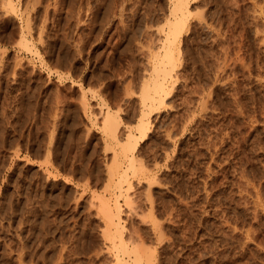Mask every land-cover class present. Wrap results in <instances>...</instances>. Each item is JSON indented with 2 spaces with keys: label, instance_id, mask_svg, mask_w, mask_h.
I'll list each match as a JSON object with an SVG mask.
<instances>
[{
  "label": "rangeland",
  "instance_id": "374dc122",
  "mask_svg": "<svg viewBox=\"0 0 264 264\" xmlns=\"http://www.w3.org/2000/svg\"><path fill=\"white\" fill-rule=\"evenodd\" d=\"M34 1L0 10V264H16L20 238L34 263L54 262L73 233L77 253L61 263L116 264L89 203L108 195L119 147L102 130L107 108L122 130L148 120L138 158L154 175L150 197L139 184L145 217L131 219L159 262L264 264V1L186 0L175 83L152 109L140 94L173 0Z\"/></svg>",
  "mask_w": 264,
  "mask_h": 264
},
{
  "label": "bare ground",
  "instance_id": "6f19581e",
  "mask_svg": "<svg viewBox=\"0 0 264 264\" xmlns=\"http://www.w3.org/2000/svg\"><path fill=\"white\" fill-rule=\"evenodd\" d=\"M34 1V0H33ZM37 1V0H36ZM50 1V0H49ZM172 1V0H171ZM190 1V0H189ZM264 1V0H262ZM15 0H0V10L2 11L1 13H3V15H5L6 13L9 12H14L16 13L17 9L15 6ZM45 2V1H44ZM33 3H36L35 1ZM39 3V2H38ZM46 3V2H45ZM50 3V2H49ZM48 3V4H49ZM172 3V2H171ZM259 3V2H258ZM257 3V4H258ZM56 1H54L53 5L55 6ZM50 5V4H49ZM57 5V4H56ZM173 6H171V10H172V18L170 16V19L167 18L168 20V27L167 29L163 30L164 31V36L160 37V42L158 46H155L158 48V50L161 47V51L158 52V55L156 54V52L152 51V56H151V61L153 62V66L151 69V73H149L148 76L149 80L147 81L146 79V83L143 86V89L141 90V101L143 102L144 105H146L145 107H149L148 109H152L153 107H155V105H157V103H159V105H162L163 101H164V96L165 94L168 95V90L167 88H169V84L168 82L175 83V79L174 82H172L173 77L177 76L176 73L178 72L177 70L175 71V68L177 67V61H178V57L175 55V51H177L176 53L179 52V46H178V37L181 29L183 30V28L185 27V22L187 19V16H190V7L187 4L186 0H173L172 3ZM37 6V5H36ZM35 6V7H36ZM262 6V4L260 5ZM26 7V5L24 6ZM34 4L32 5V10H33ZM39 7V6H38ZM50 6L47 5H43V7H41V9L45 8L46 14L47 12L49 13V11H47V8ZM57 7V6H55ZM55 7L54 11H55ZM58 8V7H57ZM37 9V7H36ZM40 9V8H39ZM262 9V8H261ZM260 9V10H261ZM18 10V9H17ZM38 10V9H37ZM36 10V11H37ZM20 11V10H19ZM25 11V10H23ZM45 11L44 15L45 16ZM31 12V11H30ZM0 13V14H1ZM40 13V12H39ZM38 13V14H39ZM51 13V11H50ZM49 13V14H50ZM53 13V11H52ZM120 13V12H119ZM11 14V13H10ZM20 14V13H18ZM43 14V13H42ZM16 15V14H15ZM34 15V14H32ZM1 16V15H0ZM21 16V14H20ZM19 16V17H20ZM26 16V15H25ZM41 16V15H40ZM47 16V15H46ZM45 16V18H46ZM52 16V15H51ZM54 16V15H53ZM258 16V15H257ZM7 17V16H5ZM27 17V16H26ZM56 17V16H55ZM44 18V19H45ZM48 18V17H47ZM53 18V17H52ZM57 18V17H56ZM261 18V17H260ZM22 19V18H21ZM25 19V18H24ZM28 19V18H27ZM43 19V20H44ZM202 19V18H201ZM26 20V19H25ZM52 21V20H51ZM26 22V21H25ZM29 20L27 21L28 24ZM43 22V21H42ZM45 22V20H44ZM43 22V23H44ZM48 22V20H47ZM53 22V21H52ZM41 23V22H40ZM42 23V24H43ZM45 24V23H44ZM43 24V26H45ZM166 26L167 23L165 22ZM164 24V25H165ZM201 24V23H200ZM2 25V24H1ZM23 25V24H22ZM29 25V24H28ZM5 26V25H4ZM26 27V26H25ZM24 28V26H23ZM29 28L30 25H29ZM28 28V29H29ZM43 28V27H41ZM40 31L42 32V29ZM264 28V27H262ZM26 29V28H25ZM25 29H21V34H20V39L18 40V42L21 41L22 45L24 47H26V49H28L29 46L27 44V42L29 40H27L26 42V38L24 34V30ZM27 29V30H28ZM32 30V29H29ZM44 32V31H43ZM42 32V33H43ZM27 33H29L27 31ZM150 33V32H148ZM259 33V32H258ZM44 34V33H43ZM47 34V33H46ZM3 35V34H2ZM31 35V34H30ZM36 35V34H35ZM42 36V34L40 35ZM27 37V36H26ZM30 37V36H29ZM45 37V36H44ZM44 37H40V39L42 38V42H46V39H43ZM47 37V36H46ZM49 37V36H48ZM159 38V37H158ZM46 40V41H45ZM157 40V41H158ZM212 41V40H211ZM214 41V40H213ZM30 42V41H29ZM41 42V43H42ZM49 42V41H48ZM261 42V41H260ZM259 42V43H260ZM33 44V43H32ZM36 44V43H35ZM262 44V43H261ZM12 45V44H11ZM64 45V44H63ZM264 45V44H262ZM153 46V45H152ZM33 47V45H32ZM36 47V46H35ZM154 47V46H153ZM152 47V48H153ZM23 48V47H22ZM151 48V49H152ZM211 48V47H210ZM209 48V49H210ZM24 49V48H23ZM25 49V50H26ZM30 49V48H29ZM28 49V51H29ZM208 49V50H209ZM236 49V48H235ZM4 50V49H3ZM34 50V49H33ZM48 50V49H47ZM15 52V51H14ZM37 52V51H36ZM210 52V50H209ZM236 53V52H235ZM37 54V53H36ZM148 54V53H147ZM154 54V55H153ZM205 54V53H204ZM180 55V54H179ZM183 55V54H182ZM30 57V56H29ZM77 57V55H76ZM149 57V56H148ZM18 58V57H17ZM242 58V57H241ZM258 59V58H257ZM241 60V59H240ZM242 61V60H241ZM240 61V62H241ZM243 62V61H242ZM205 63V62H204ZM236 63V62H235ZM264 63V62H262ZM33 64V63H32ZM248 64V63H247ZM152 65V64H151ZM225 65V64H224ZM5 66V65H4ZM24 66V65H23ZM33 66V65H32ZM257 66V65H255ZM227 67V66H226ZM244 67V66H243ZM258 67V66H257ZM178 68V67H177ZM245 68V67H244ZM247 69V68H246ZM13 70V69H12ZM150 71V70H149ZM12 72V71H10ZM175 72V73H173ZM28 73V72H27ZM182 74V73H181ZM227 74V73H226ZM60 75V74H59ZM14 76V74H13ZM191 76V75H190ZM256 76V75H254ZM246 77V76H245ZM255 78V77H254ZM185 79V78H184ZM232 79V78H231ZM14 80V79H13ZM234 80V79H233ZM255 80V79H254ZM145 81V79H144ZM225 81V80H224ZM22 82V81H21ZM185 82V81H184ZM222 82V81H221ZM186 83V82H185ZM234 83V82H233ZM24 85V84H23ZM258 85V84H257ZM172 86V85H171ZM36 87V86H34ZM185 87V86H184ZM189 87V86H188ZM246 87V86H245ZM22 89V88H21ZM203 90V89H202ZM139 91V90H138ZM185 91V90H184ZM234 91V90H233ZM32 92V91H31ZM209 92V90H208ZM59 93V92H58ZM57 93V94H58ZM207 93V92H206ZM54 94V93H53ZM209 94V93H208ZM35 95V94H34ZM210 95V94H209ZM81 96V95H80ZM227 96V95H226ZM231 96V95H229ZM6 97V96H5ZM56 97V96H55ZM54 98V97H53ZM225 98V97H224ZM83 99V98H82ZM8 100V99H7ZM38 100V99H37ZM86 100V99H84ZM60 101V100H59ZM82 101V100H81ZM141 102V103H142ZM227 102V101H226ZM170 103V102H169ZM85 104V102H84ZM230 104V103H229ZM237 104V103H236ZM41 105V104H40ZM86 105V104H85ZM102 105V104H101ZM105 105V104H104ZM103 105V106H104ZM143 105V107H144ZM17 106V105H16ZM51 106V105H50ZM54 106V105H53ZM52 106V107H53ZM81 106V105H80ZM84 106V105H83ZM165 106V105H164ZM239 106V105H238ZM5 107V106H3ZM108 107V106H107ZM117 107V106H116ZM127 107V106H126ZM152 107V108H151ZM158 107V106H157ZM230 107V106H229ZM228 107V108H229ZM262 107V106H261ZM217 108V107H216ZM237 108V107H236ZM244 108V107H243ZM47 109V108H46ZM55 109V108H54ZM61 109V108H60ZM117 109V108H116ZM142 109V108H141ZM147 109V110H148ZM162 109V108H161ZM167 109V108H166ZM5 110V109H4ZM105 111H103V117H102V130L103 133H105V137L111 139L113 142H115V146L118 145L117 149L114 150L113 153V161L110 162V164L107 166V176H106V183L105 186L103 187V192L105 190V192L108 194L106 197L102 196V198L96 199L97 201H94L93 197L90 198L91 202L89 201V203H91V205L94 207V215L96 216V218L98 217V219H100L102 221V230L101 233L103 235V238L105 240H107L108 242L106 243L107 245V249L106 251H108L113 260L116 264H163L162 262H159V258L156 254V251L153 249H151L150 247L147 248L145 246V241L142 238V236L139 233V228L137 227V224H135L132 219L131 216L136 215V217L139 215H141L143 218L145 216L142 208H141V212L139 211V184L141 182L142 178H146L147 179V183H146V187L145 189L146 191V196L150 197V187H151V180L149 178H151L150 176L148 177L147 175H149V173L147 172L148 170H146V168L143 166L144 164H142V162L140 161V159L138 158L139 156V137L140 136H144L147 135V130H148V120L146 121V119L144 118L146 115H144V117H141L137 123V126L135 128L136 132H134L131 128H126L124 130L121 129L120 127V117L118 115L117 112H112L109 108L104 109ZM218 110V109H217ZM261 110V109H260ZM46 111V110H45ZM51 111V110H50ZM59 111V109H58ZM85 111V110H84ZM117 111V110H116ZM150 111V110H149ZM142 112V110H141ZM146 112V111H145ZM148 112V111H147ZM222 112V111H221ZM49 114V113H48ZM101 114V113H100ZM149 114V113H148ZM241 114V113H240ZM254 114V113H253ZM54 115V114H53ZM244 115V114H243ZM217 116V115H216ZM49 117V116H48ZM58 117V116H57ZM251 118H255V117H251ZM149 119V118H148ZM55 120V119H54ZM175 121V120H174ZM247 121V120H246ZM249 121V120H248ZM220 122V121H219ZM177 123V122H176ZM13 125V124H12ZM172 125V124H171ZM249 125V124H248ZM262 125V124H261ZM173 128V127H172ZM257 128V127H256ZM262 128V127H261ZM223 130V129H222ZM10 131V130H9ZM170 131V130H169ZM226 131V130H225ZM231 132V131H230ZM241 132V131H240ZM140 133V134H139ZM242 133V132H241ZM237 134V133H236ZM140 135V136H139ZM227 135V134H226ZM35 136V135H34ZM233 136V135H232ZM104 137V138H105ZM145 137V136H144ZM174 137V136H173ZM48 138V137H47ZM210 138V137H209ZM208 138V139H209ZM46 139V138H45ZM220 139V138H219ZM47 140V139H46ZM107 140V139H105ZM110 140V141H111ZM239 140V139H238ZM244 140V139H243ZM43 141V140H42ZM109 141V140H108ZM44 142V141H43ZM112 142V143H113ZM108 143V142H107ZM111 143V142H110ZM233 143V142H232ZM240 143V142H239ZM206 144V143H205ZM252 144V143H251ZM45 145V143H44ZM107 145V144H106ZM113 145V144H112ZM110 145V148L113 149ZM211 145V144H210ZM235 145V144H234ZM8 146V145H7ZM12 146V145H11ZM17 147V146H16ZM108 147V146H105ZM2 148V147H1ZM109 148V147H108ZM106 150H109V149ZM260 149V148H259ZM105 150V151H106ZM11 151V150H10ZM45 151V150H44ZM192 151V150H191ZM155 152V151H154ZM53 153V152H52ZM225 153V152H224ZM45 154V153H44ZM52 155V154H51ZM156 155V154H155ZM254 155V154H253ZM246 156V155H245ZM9 157V156H8ZM110 159V158H109ZM143 159V158H142ZM253 159V158H252ZM165 160V159H164ZM107 163V162H106ZM153 165L155 162H152ZM107 165V164H106ZM151 165V164H150ZM236 166V165H235ZM150 167V166H149ZM151 168V167H150ZM233 168V167H232ZM150 172V171H149ZM105 173V172H104ZM152 174V173H151ZM191 175V174H190ZM237 175V174H236ZM243 175V174H242ZM158 177V176H157ZM224 177V176H223ZM154 178V177H153ZM235 178V177H234ZM158 179V178H157ZM103 180V179H102ZM155 180V179H154ZM243 180V179H242ZM98 181V180H97ZM239 181V180H238ZM206 182V181H205ZM237 182V181H236ZM245 182V181H244ZM247 182V181H246ZM245 182V184H246ZM97 183V182H96ZM252 184V183H251ZM250 184V185H251ZM249 186V185H248ZM254 186V185H252ZM144 187L143 190L145 191ZM255 189V188H254ZM259 189V188H258ZM257 190V189H256ZM142 191V190H141ZM255 191V190H254ZM253 191V192H254ZM244 192V191H243ZM252 192V193H253ZM145 193V192H144ZM153 193V192H152ZM251 193V194H252ZM143 194V193H142ZM141 194V195H142ZM91 195V194H90ZM93 195V194H92ZM255 195V194H254ZM100 196V197H101ZM105 197V199H104ZM258 198V197H257ZM143 199V198H142ZM150 200V198H148V201ZM147 201V200H146ZM152 200H150V212L152 213L151 215L153 216V209H154V205H152ZM154 201V200H153ZM141 202V201H140ZM163 204V203H162ZM90 205V206H91ZM45 206V205H44ZM89 206V207H90ZM125 207V209H124ZM164 209V208H163ZM35 210V209H34ZM41 210V209H40ZM43 211V210H42ZM37 212V211H36ZM44 212V211H43ZM165 212V211H164ZM125 213V215H124ZM148 214V213H147ZM146 214V215H147ZM149 215V218L151 217V221H153L152 216ZM148 216V215H147ZM155 216V215H154ZM155 218V217H154ZM155 222L153 221V228H154V233L156 235L157 240H162V236L163 234H161L163 231H161L160 226L157 228L156 225V219H154ZM144 222V220H143ZM161 222V221H160ZM135 225H134V224ZM76 224V223H75ZM158 225H160L158 223ZM101 229V228H100ZM44 230V229H43ZM76 230V229H75ZM20 231V230H19ZM15 232V231H14ZM46 233V232H45ZM18 234V232H17ZM76 234H72L71 238L69 237V240L66 242H64L62 244V249L59 252L60 254L58 255L57 259L52 262V260L50 261V257H49V261L47 259V256L44 255L43 253L41 256L42 259H47V262L52 263V264H66L65 262L69 263L68 261L71 260L72 257L70 256V253L74 252V250H76ZM20 237V235H18ZM37 235H35L34 237H36ZM23 238V237H22ZM78 238V237H77ZM66 239V238H65ZM33 240V239H32ZM8 241H11L8 240ZM13 241V240H12ZM17 241V240H14ZM34 241V240H33ZM62 241V240H61ZM10 243V242H9ZM8 243V244H9ZM16 243H18V245H15ZM15 244L14 243H10L11 244V252L14 251V256H16V264H36V262L34 263L33 259H29L28 256V249H27V241L22 240L20 238L19 241H17ZM41 244V243H40ZM15 245V246H14ZM37 245V243H36ZM148 245V244H147ZM165 245V244H164ZM30 246V245H29ZM151 246V245H150ZM160 247V245H159ZM167 247V246H166ZM165 247H163L162 249L164 250ZM46 249V248H45ZM60 250V249H59ZM162 250V251H163ZM43 252V251H42ZM165 252V251H164ZM74 253H77L76 251ZM34 254V253H33ZM9 255V254H8ZM46 257V258H45ZM96 257V256H95ZM164 257V256H163ZM166 257V256H165ZM169 257V256H168ZM167 257V258H168ZM13 258V257H12ZM74 258V257H72ZM92 258V257H91ZM111 259V258H110ZM15 260V259H14ZM39 260V259H38ZM62 260H65L64 263H61ZM46 261V260H45ZM74 261V260H73ZM93 261V259H92ZM169 261V260H168ZM72 262V261H71ZM171 262V261H170ZM74 263V262H73ZM78 264V263H77ZM90 264V263H89ZM96 264V263H95ZM170 264V263H169Z\"/></svg>",
  "mask_w": 264,
  "mask_h": 264
}]
</instances>
